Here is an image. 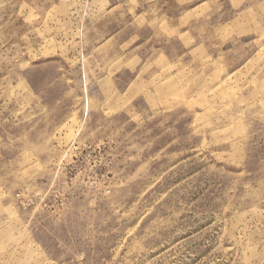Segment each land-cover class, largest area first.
<instances>
[{
    "label": "rangeland",
    "instance_id": "obj_1",
    "mask_svg": "<svg viewBox=\"0 0 264 264\" xmlns=\"http://www.w3.org/2000/svg\"><path fill=\"white\" fill-rule=\"evenodd\" d=\"M0 264H264V0H0Z\"/></svg>",
    "mask_w": 264,
    "mask_h": 264
}]
</instances>
